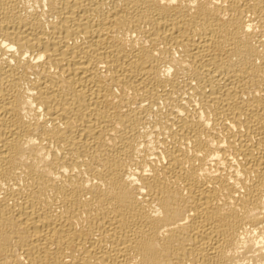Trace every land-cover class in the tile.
<instances>
[{
	"label": "bare ground",
	"instance_id": "6f19581e",
	"mask_svg": "<svg viewBox=\"0 0 264 264\" xmlns=\"http://www.w3.org/2000/svg\"><path fill=\"white\" fill-rule=\"evenodd\" d=\"M0 264H264V0H0Z\"/></svg>",
	"mask_w": 264,
	"mask_h": 264
}]
</instances>
